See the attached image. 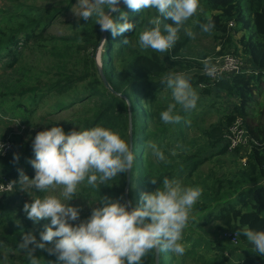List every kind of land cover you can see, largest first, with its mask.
<instances>
[{"label": "trees", "instance_id": "1", "mask_svg": "<svg viewBox=\"0 0 264 264\" xmlns=\"http://www.w3.org/2000/svg\"><path fill=\"white\" fill-rule=\"evenodd\" d=\"M74 1L68 0L55 7L28 3L20 10L8 12L10 17L0 23V65L11 74V80L16 81L0 89V102L11 98L12 103L6 106L8 110H24L19 105L27 104L24 106L27 115L42 103L46 117L57 113L44 128L52 123H59L65 131L102 125L118 132L130 143L135 155L126 191L127 200L133 205L141 191H153L164 176H175L185 185L201 187V197L182 234L185 253L176 255L152 250L142 258V264H155L156 255L157 264H183L187 260L194 264H211L213 260L207 259L210 254L216 258L229 246L233 249L250 247L243 235H238L240 230L245 227L264 230V108H256L261 101L259 97L264 95V0H200L193 27L201 32L199 23L205 22L206 14L211 15L215 28L204 34H211L218 48L212 54L199 52L198 57L186 56L182 50L187 47L188 37L179 39L164 54L141 49L137 43L138 33L154 14L151 10L133 12L121 5L134 28L115 38L105 32L99 62L95 50L102 32L94 18L89 21L77 17L60 19L66 24V32L54 35L49 31L54 20L66 15ZM166 22L171 23L170 20ZM124 37L129 40L127 45L121 43ZM226 54L241 62L239 72H226L215 79L203 75L202 58L211 57L217 64ZM29 55L33 62L22 63ZM100 70L111 89L104 85ZM176 71L194 74L189 75L192 86L205 84L204 94L215 90L214 95L221 105L225 100L230 101L229 109L222 112L215 123L206 126L201 136L188 139L187 143H197V148L188 156L186 153L178 155L184 159L180 163L172 162L175 157L167 153L170 148L167 127L159 119L160 111L170 102L168 94L159 98L168 90L160 84V79L164 73ZM14 98L24 101L15 102ZM217 99L207 103L206 111H218ZM141 101L145 107L143 113L138 112ZM180 114L183 117L184 112ZM236 117L243 119L247 141L228 149L225 136ZM183 123L182 119L173 125L180 136V144L186 141L182 138ZM6 138L2 136L0 140ZM18 138V141L11 139L12 149L20 150L18 159L12 157L0 167L1 181L16 180L19 162H29L32 157L33 137ZM149 143L156 144L164 152L167 162L156 159L148 148ZM245 147L243 155L234 158ZM206 163L209 165L202 168ZM33 175L34 170L29 178ZM153 176L157 177L156 184L151 183ZM126 178L127 172L110 186L100 185L99 189L82 186V195L78 196L94 207L98 206V201L92 200L99 195L125 199ZM14 190L10 204L15 202L20 191ZM23 193H20V200L24 199ZM43 221L45 219L38 225L43 227ZM27 223L26 220L21 223L22 230L32 231L39 238L41 229L33 231ZM232 236L235 242L230 240ZM19 238L20 230L12 229L11 233L5 228L0 230V240L11 241L16 254L14 259L8 257L10 264H26L22 254L15 250ZM37 254L43 257L45 264L55 260L43 251ZM238 264H264V257L247 249Z\"/></svg>", "mask_w": 264, "mask_h": 264}, {"label": "clouds", "instance_id": "2", "mask_svg": "<svg viewBox=\"0 0 264 264\" xmlns=\"http://www.w3.org/2000/svg\"><path fill=\"white\" fill-rule=\"evenodd\" d=\"M121 4L133 12L155 11L138 33L137 43L141 49L164 54L178 41L184 22L197 13L200 0H76L72 10L85 21L94 18L100 32H109L115 38L134 28ZM204 21L199 23L201 32L214 30L211 15L206 14ZM185 31L188 37L193 36L190 30ZM121 43L127 45L129 40L124 37ZM201 63L207 77L215 79L222 71L211 57L202 58ZM160 84L170 90L172 100L160 111L159 119L165 125L179 123L180 112H189L197 105L198 93L190 76L183 71L167 72ZM179 147L171 149L170 155L176 156ZM3 148L0 143V153ZM148 148L157 160L167 162L156 144L149 143ZM31 152V178L20 170L16 180L0 182V193H11L15 188L31 197L22 210L33 224L41 219L49 221L39 231V238L32 231H20L15 250L26 264H45L38 251L55 258L47 264H142V258L152 250L185 253L182 234L201 197L200 186L164 176L153 191H141L135 205L123 197H94L92 201H98V206L92 207L84 219H80V206L69 203L82 195V186H110L133 170L135 155L118 132L102 125L65 131L59 123H52L35 133ZM16 159L18 155L13 153ZM156 178L150 177L151 183L156 184ZM241 234L250 246L242 248L264 257V230L245 227ZM0 264H8L7 254L0 253Z\"/></svg>", "mask_w": 264, "mask_h": 264}, {"label": "rangeland", "instance_id": "3", "mask_svg": "<svg viewBox=\"0 0 264 264\" xmlns=\"http://www.w3.org/2000/svg\"><path fill=\"white\" fill-rule=\"evenodd\" d=\"M68 0H0V23H3L7 21L8 17L10 15L8 12H13L20 10V8H23L25 4L32 3V4H39L44 7H50V6H58L60 4H65L67 3ZM75 2L71 5V7L68 9L66 15L64 16H58L57 19L54 20V22L50 25L49 31L54 34H61L65 33L67 30L65 22H62L60 19H71V18H76V16L73 13L72 8L75 7ZM153 14L155 15V11L151 10ZM194 15L190 17L187 21L184 22V25L181 28V31L178 33L179 39L188 37L186 35L185 30H190L193 33L192 37H188L187 41V47L182 49L185 52L186 56H194L198 57L199 52H207V53H213L215 49L218 47V43L215 42L216 46H214V40H212V35L211 34H204L199 31H195L194 27ZM178 39V40H179ZM100 46L99 44L97 46V49L95 50V58L97 62H99V56H100ZM28 62H33V57L29 55L28 57L25 58L24 63ZM188 75H194L191 72L188 73ZM11 74L7 73L5 71V68L0 65V89L3 86H7L10 84V82L13 84L15 83V80H11ZM193 80H196V77L193 78ZM205 84H200L197 83L196 85L193 86L194 90L198 93V100H197V105L196 108L189 111V112H184L183 114V121L187 120L189 123L185 124L183 123V137L186 138L185 145L182 143L180 144V136H177V131L175 128H173L174 124H169L165 125L167 127V140L170 143V148H168L167 153L170 155V150L177 148L179 145L180 147L177 149V155L172 156L175 157L172 159V162L178 161L179 163L184 160L182 156L178 158V155H183L187 154V156L194 152L197 148V143L194 144H189L187 143L189 138H194L195 136H201L202 130L210 125L215 123L218 119L219 116L222 112H225L227 108L229 109L230 107V101L225 100V104L221 105V102L219 101V98L215 97V90L211 91L208 94H204L202 92L203 87ZM168 94L169 99L168 101L171 102V92L170 90H165L164 93L159 95V98H163ZM264 95L259 97L260 104L256 107L257 109L259 108L260 110L264 108ZM217 99L215 106L216 109L213 110H207L206 111V105L208 102L211 100ZM15 102L17 100L21 101L23 103V99L20 98H14ZM12 99L8 98L2 103L0 102V138L2 136H6L7 138L5 140H1L0 143L4 145V148L2 150V153H0V167H3L6 165L8 160H10L13 157V153H16L18 155L20 150H13L12 149V140H20L18 136H22L23 138L29 139L30 137H34L35 133L37 131L43 130L45 126L49 124L48 120L55 118L57 115L56 112H53L50 117H46L43 114V105L42 103L38 104L36 108L33 110V112L30 115H27L25 113V107L28 105H19L22 108H13L8 110L6 106H9L12 103ZM144 102L141 101L138 103V106H142L139 109V113H143L145 107H143ZM25 106V107H24ZM179 107V106H178ZM264 110V109H263ZM56 113V114H55ZM258 115V112L256 113ZM13 121H18V122H13ZM144 122L146 123V118L144 119ZM11 148V149H10ZM246 147L240 149L239 153L234 156V158H237V156L243 155V152H245ZM231 152V151H230ZM171 156V155H170ZM226 158V156H224ZM209 164L206 163L202 168H205ZM1 169V168H0ZM22 170L26 175L29 176L30 172L34 170L32 166L30 165L29 162H25V160L22 162H19V168ZM5 183V180L1 181ZM15 191V190H14ZM14 191L11 193H0V230H3L4 228L7 229V233H11L12 229L15 230H22L21 223H24V220L28 222L29 227L31 230H36L40 228L43 230V227L38 225V222L36 224H33V222L28 219L25 215V212L22 210L23 204L25 202H30L31 197L28 194L23 193V200H20V193L23 191H19L18 196L15 200V202L10 204V198L11 195L14 194ZM58 191V190H57ZM69 203H72L74 205H79L80 206V219L86 218L93 205L89 203L88 200H85L84 198L81 199L78 195L74 197ZM49 221L45 219V221L42 222L43 225L47 224ZM5 241V242H4ZM0 240V253H5L7 254V257L11 259H14L15 253L14 250L11 248V241L9 240ZM247 252V248H237L233 249V247H228L225 252L221 253L218 255V257L214 258L212 254L207 256L208 260H213L211 264H238L239 263V258L243 257V255ZM8 258V260H9ZM18 262V261H17ZM8 264L9 261H8ZM183 264H194L190 260L185 261Z\"/></svg>", "mask_w": 264, "mask_h": 264}, {"label": "built area", "instance_id": "4", "mask_svg": "<svg viewBox=\"0 0 264 264\" xmlns=\"http://www.w3.org/2000/svg\"><path fill=\"white\" fill-rule=\"evenodd\" d=\"M219 61L220 62L217 63V66L218 68L222 69V71L218 73L217 77L226 72L240 71L241 62L233 55H223ZM225 137L226 141L228 142V149H234L238 145H243L246 143L247 135L244 128L243 119L241 117L234 118L232 123L228 126V132ZM8 181L9 180L5 181V183H7ZM230 240L232 242H235L236 238L232 236L230 237Z\"/></svg>", "mask_w": 264, "mask_h": 264}, {"label": "water", "instance_id": "5", "mask_svg": "<svg viewBox=\"0 0 264 264\" xmlns=\"http://www.w3.org/2000/svg\"><path fill=\"white\" fill-rule=\"evenodd\" d=\"M121 5H122V4H121ZM104 36H105V32H102V35H101V39H100L99 44H101L102 41L104 40ZM100 73H101V77H102V80H103V82H104V85H105L108 89H111V87H110V85L108 84V82H107V80H106V78H105V76H104L102 70H100ZM129 129H130V124H129ZM129 139H131V138H130V130H129ZM132 151H133V150H132ZM128 179H129V176H128V172H127L126 185H125V189H124V197H125L126 200H127L126 191H127ZM157 261H158V259H157V255H156V262H155V264H157Z\"/></svg>", "mask_w": 264, "mask_h": 264}]
</instances>
